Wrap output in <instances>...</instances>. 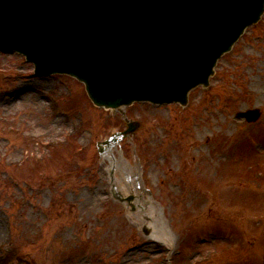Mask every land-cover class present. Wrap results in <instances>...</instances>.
Masks as SVG:
<instances>
[{
  "label": "rangeland",
  "instance_id": "rangeland-1",
  "mask_svg": "<svg viewBox=\"0 0 264 264\" xmlns=\"http://www.w3.org/2000/svg\"><path fill=\"white\" fill-rule=\"evenodd\" d=\"M20 87L46 103L37 110L33 96L10 112L0 106V264H262L264 14L185 107L98 109L75 79L36 77L22 56L0 53V96ZM254 107L257 122L235 118ZM57 117L71 126L51 139L46 127ZM124 117L138 129L100 154L96 144L124 131ZM198 126L208 145L202 158L229 150L216 169L234 185L231 204L220 201L203 165L194 169L193 147L204 140ZM171 145L181 154L175 164ZM152 165L161 172L148 177ZM100 186L102 201L83 210L82 196ZM156 230L173 237L172 249L147 250Z\"/></svg>",
  "mask_w": 264,
  "mask_h": 264
},
{
  "label": "water",
  "instance_id": "water-1",
  "mask_svg": "<svg viewBox=\"0 0 264 264\" xmlns=\"http://www.w3.org/2000/svg\"><path fill=\"white\" fill-rule=\"evenodd\" d=\"M263 12L264 0H0V51L23 54L37 75L75 77L97 106H185Z\"/></svg>",
  "mask_w": 264,
  "mask_h": 264
},
{
  "label": "bare ground",
  "instance_id": "bare-ground-1",
  "mask_svg": "<svg viewBox=\"0 0 264 264\" xmlns=\"http://www.w3.org/2000/svg\"><path fill=\"white\" fill-rule=\"evenodd\" d=\"M33 100L37 110L45 107V96L38 94L35 90H30L28 88L20 87L19 90L13 94L6 97L0 96V106L4 107L5 112H10L15 110L18 105L21 107L22 105H25L27 100L31 97H33ZM45 102V103H44ZM71 124L68 121H65L64 118H56L52 123H50L47 127V133L49 135V138L55 139L59 134L63 131L65 128H70ZM195 136L198 138L199 136H203L202 130L198 126L195 131ZM204 140L201 143H198L193 147L194 153L192 155L193 158V166L195 170H198L201 165L204 167V174L208 178V180L217 187V195L221 202H224L226 204H231L232 202H235V196L234 193L236 192L234 189V185H230L227 182V177L225 173L219 172L216 168L217 166L222 163L223 161H228V154L229 150L220 151L219 153L212 155V156H204L205 158H202L201 153L205 152V149L208 148V145L204 143V141L207 140L205 136H203ZM176 146V145H175ZM180 151L174 148L173 145H171L168 148L167 154L169 156V160L172 164L177 163L181 159ZM202 159V160H201ZM201 160V162H200ZM148 172V177L151 176V173H160L156 165H152ZM135 176V175H134ZM106 192L105 187H93L87 191V193L82 196L81 201V208L83 210L85 209H92L94 208V205H96L99 201H102L103 194ZM242 193V192H241ZM243 194V193H242ZM237 202V201H236ZM96 203V204H95ZM160 219L155 218V222H159ZM156 234L151 235L148 249L150 252H162L163 249L168 248L172 249L174 247V240L172 241L171 235L168 232H162L161 234H157V230L154 231ZM1 233V232H0ZM189 260L192 262L194 259ZM125 263H128V259L126 258ZM86 263L84 260H80L78 264H84Z\"/></svg>",
  "mask_w": 264,
  "mask_h": 264
}]
</instances>
